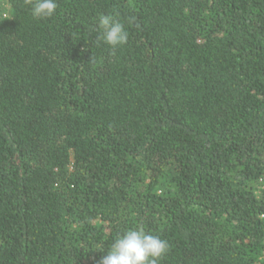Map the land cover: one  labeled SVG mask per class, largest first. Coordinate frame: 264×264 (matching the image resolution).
Here are the masks:
<instances>
[{
  "label": "trees",
  "instance_id": "trees-1",
  "mask_svg": "<svg viewBox=\"0 0 264 264\" xmlns=\"http://www.w3.org/2000/svg\"><path fill=\"white\" fill-rule=\"evenodd\" d=\"M7 1L0 264H100L129 229L160 264H264V0Z\"/></svg>",
  "mask_w": 264,
  "mask_h": 264
},
{
  "label": "clouds",
  "instance_id": "clouds-1",
  "mask_svg": "<svg viewBox=\"0 0 264 264\" xmlns=\"http://www.w3.org/2000/svg\"><path fill=\"white\" fill-rule=\"evenodd\" d=\"M34 19L52 17L57 10V0H28ZM134 22L133 17L128 23ZM100 34L97 37L105 44L116 48L127 44L129 33L115 14H101L98 17ZM170 251V244L159 236L149 234L142 229H129L117 236L102 256L100 264H160L161 259Z\"/></svg>",
  "mask_w": 264,
  "mask_h": 264
},
{
  "label": "rangeland",
  "instance_id": "rangeland-1",
  "mask_svg": "<svg viewBox=\"0 0 264 264\" xmlns=\"http://www.w3.org/2000/svg\"><path fill=\"white\" fill-rule=\"evenodd\" d=\"M8 1L7 0H0V17L7 15L8 13Z\"/></svg>",
  "mask_w": 264,
  "mask_h": 264
}]
</instances>
